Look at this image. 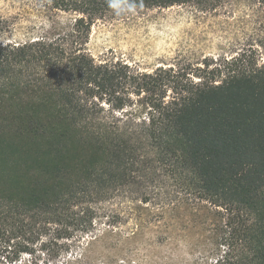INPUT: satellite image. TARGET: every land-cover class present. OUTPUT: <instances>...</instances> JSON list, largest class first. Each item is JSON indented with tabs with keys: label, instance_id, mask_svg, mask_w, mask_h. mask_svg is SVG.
<instances>
[{
	"label": "trees",
	"instance_id": "trees-1",
	"mask_svg": "<svg viewBox=\"0 0 264 264\" xmlns=\"http://www.w3.org/2000/svg\"><path fill=\"white\" fill-rule=\"evenodd\" d=\"M37 1L74 17L0 42V96L43 94L14 133L0 132V264H57L99 225L122 222L107 206L116 199L204 206L208 240L192 264H264V64L245 48L144 71L97 61L91 25L117 8ZM228 1L133 0L205 11Z\"/></svg>",
	"mask_w": 264,
	"mask_h": 264
},
{
	"label": "rangeland",
	"instance_id": "rangeland-1",
	"mask_svg": "<svg viewBox=\"0 0 264 264\" xmlns=\"http://www.w3.org/2000/svg\"><path fill=\"white\" fill-rule=\"evenodd\" d=\"M117 11L91 25L85 48L97 61L122 60L144 71L199 64L205 57H229L245 48L264 64V7L257 0H229L207 11L182 4L135 8L121 15ZM73 17L63 11L46 12L37 0H0V42L48 34L52 26L65 29ZM31 94L19 89L0 96L1 133H14ZM107 206L122 222L113 228L99 225L57 264H192L208 240L204 206L179 202L161 207L129 199ZM14 264L32 263L24 258Z\"/></svg>",
	"mask_w": 264,
	"mask_h": 264
},
{
	"label": "clouds",
	"instance_id": "clouds-1",
	"mask_svg": "<svg viewBox=\"0 0 264 264\" xmlns=\"http://www.w3.org/2000/svg\"><path fill=\"white\" fill-rule=\"evenodd\" d=\"M108 4L110 8H118L119 7V11H117V15H121V14H126L129 12H134L136 5L133 2V0H127V2L125 4H123V6H118L114 3V0H108Z\"/></svg>",
	"mask_w": 264,
	"mask_h": 264
}]
</instances>
